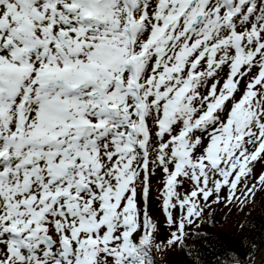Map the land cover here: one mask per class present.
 <instances>
[{
	"label": "snow or ice",
	"instance_id": "1",
	"mask_svg": "<svg viewBox=\"0 0 264 264\" xmlns=\"http://www.w3.org/2000/svg\"><path fill=\"white\" fill-rule=\"evenodd\" d=\"M257 163L264 0H0V264H166Z\"/></svg>",
	"mask_w": 264,
	"mask_h": 264
},
{
	"label": "trees",
	"instance_id": "2",
	"mask_svg": "<svg viewBox=\"0 0 264 264\" xmlns=\"http://www.w3.org/2000/svg\"><path fill=\"white\" fill-rule=\"evenodd\" d=\"M215 212L206 214L208 219L199 224V230L186 237L191 252L158 253L157 258L166 264H230V259L239 255L246 264L256 259L257 264H264V208L252 212L236 234L219 229Z\"/></svg>",
	"mask_w": 264,
	"mask_h": 264
},
{
	"label": "rangeland",
	"instance_id": "3",
	"mask_svg": "<svg viewBox=\"0 0 264 264\" xmlns=\"http://www.w3.org/2000/svg\"><path fill=\"white\" fill-rule=\"evenodd\" d=\"M264 170V167L260 163H257L255 171L259 173ZM159 175H157L152 181V202L151 207L153 208L154 215L157 219L163 222V216L160 214L158 209V200L157 194L159 192ZM227 195V189L222 190L221 196ZM264 208V189L258 190L255 193L254 198L250 199L246 205H237L228 207L224 204H218L213 206V211H217L214 214L219 216V229L224 230L229 234H236L239 230V227L242 222L247 220L252 212L256 210H263ZM212 211V212H213ZM211 212V213H212ZM210 214V213H206ZM199 230V225L194 228H189V233L197 232ZM158 257V255H157ZM258 260L256 259L253 264H257Z\"/></svg>",
	"mask_w": 264,
	"mask_h": 264
}]
</instances>
